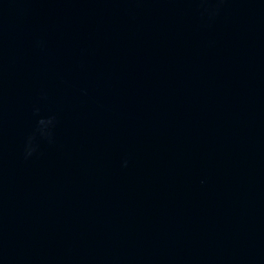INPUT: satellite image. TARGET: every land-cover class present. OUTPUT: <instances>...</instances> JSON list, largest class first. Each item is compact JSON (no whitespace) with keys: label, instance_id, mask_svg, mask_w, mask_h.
<instances>
[{"label":"water","instance_id":"water-1","mask_svg":"<svg viewBox=\"0 0 264 264\" xmlns=\"http://www.w3.org/2000/svg\"><path fill=\"white\" fill-rule=\"evenodd\" d=\"M0 264H264V0H0Z\"/></svg>","mask_w":264,"mask_h":264},{"label":"clouds","instance_id":"clouds-1","mask_svg":"<svg viewBox=\"0 0 264 264\" xmlns=\"http://www.w3.org/2000/svg\"><path fill=\"white\" fill-rule=\"evenodd\" d=\"M49 122H51V121H49ZM32 154V152H31V150L28 152V155H31Z\"/></svg>","mask_w":264,"mask_h":264}]
</instances>
